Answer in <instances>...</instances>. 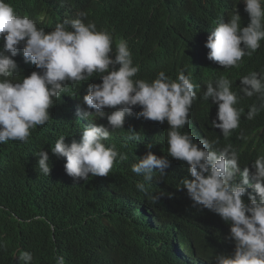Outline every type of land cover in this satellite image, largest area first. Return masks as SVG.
<instances>
[{"label":"trees","instance_id":"trees-1","mask_svg":"<svg viewBox=\"0 0 264 264\" xmlns=\"http://www.w3.org/2000/svg\"><path fill=\"white\" fill-rule=\"evenodd\" d=\"M10 2L19 14L36 20L46 32L65 18L87 13L85 23L94 22L98 29L111 33L113 49L119 40L127 41L133 63L139 66L134 79L151 82L160 71L172 79L180 71L208 79L229 77L238 92L236 107L243 109L239 128L225 139L220 129L212 127L218 105L211 98L197 100L195 121L210 140L218 139L221 147H236L244 163L264 154V109L248 120L250 106L259 101L256 96H244L237 87L239 76L259 67L264 70V40L239 67L216 68L204 52L209 50L205 44L210 32L234 9L241 15V27L248 25L243 0ZM114 54L110 55L114 58ZM14 59L17 78L39 71L33 63L25 62L22 46ZM101 82L99 76H93L81 85L68 84L67 92L54 101L50 120L31 131L27 144H0V264H18L15 257L20 250L33 254L32 264H56L58 255L64 257L65 264H210L215 254L232 252L234 242L227 239L230 225L211 210L193 206L187 190L177 187L191 176L185 162L167 153L170 125L166 121L126 116L124 128L112 132L105 142L127 153L126 161L117 159L107 176L90 174L87 181H74L66 174V158H58L51 148L61 135L68 143L79 141L81 129L92 121L79 116L78 109L86 107L83 96L88 85ZM113 110L105 109L108 114ZM94 122L108 124L106 116ZM129 128L139 132L143 140L125 142ZM148 144L157 156L170 161L166 175L154 177L148 185L152 194L166 193L156 204L136 188L142 177L131 171V165L148 151ZM43 149L52 165L49 176L37 168L35 153Z\"/></svg>","mask_w":264,"mask_h":264},{"label":"clouds","instance_id":"clouds-1","mask_svg":"<svg viewBox=\"0 0 264 264\" xmlns=\"http://www.w3.org/2000/svg\"><path fill=\"white\" fill-rule=\"evenodd\" d=\"M243 3L250 18L247 26L241 27V15L234 9L207 37L205 46L209 50L204 52L216 68L239 67L264 40V0ZM86 18L87 13L80 12L46 32L36 20L19 14L10 0H0V144H27L31 131L50 120V109L67 92L68 84L81 85L99 76L102 82L88 85L83 96L86 107L78 109L79 116L92 122L81 129L79 141L68 143L61 135L51 148L55 156L66 158V174L74 181H87L90 174L107 176L117 159L126 161L127 153L118 151L115 144L105 143L112 132L124 128L126 116L136 114L145 120L166 121L170 125L167 153L185 162L191 176L177 187L187 190L193 206L211 210L230 225L227 239L234 242V250L215 254L210 264H264V154L244 163L236 147H221L219 140H210L195 121L197 100L211 98L218 105L212 127L220 129L225 139L239 128L243 109L236 107L239 97L233 81L225 75L214 79L186 76L184 71L175 79L164 71L151 82L134 79L139 66L133 63L127 41L119 40L113 49L111 33L98 29L94 22L85 23ZM21 46L25 62L33 63L39 71L17 78L14 57ZM113 51L114 58L110 55ZM237 87L244 96H256L259 101L247 112L246 118L252 120L264 109L262 67L239 76ZM105 109L114 110L108 114ZM105 116L107 126L94 122ZM141 140L139 132L128 129L125 142ZM146 147L148 151L131 165V171L142 177L136 188L156 204L166 193L152 194L148 185L154 177L166 175L170 161L157 156L151 150L152 144ZM35 155L39 173L49 176L52 165L48 151L43 149ZM15 259L18 264H32L33 254L20 250ZM56 264H65L64 257L58 255Z\"/></svg>","mask_w":264,"mask_h":264}]
</instances>
